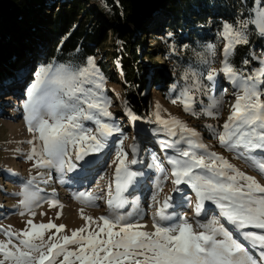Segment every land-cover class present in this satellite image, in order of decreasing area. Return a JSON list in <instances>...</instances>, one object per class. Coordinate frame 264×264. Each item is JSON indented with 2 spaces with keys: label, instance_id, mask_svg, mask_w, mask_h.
<instances>
[{
  "label": "snow or ice",
  "instance_id": "snow-or-ice-1",
  "mask_svg": "<svg viewBox=\"0 0 264 264\" xmlns=\"http://www.w3.org/2000/svg\"><path fill=\"white\" fill-rule=\"evenodd\" d=\"M255 2L259 4V0ZM254 11V18L238 21L236 26L225 22L220 33L227 41L221 71L242 94L237 95L223 132L215 134L221 146L244 156L264 175V158L252 155L256 150L264 152V90H261L264 66L245 75L230 63L236 46L248 43L246 29L249 23L255 24L259 33L264 35V7H256ZM209 48L214 55V46ZM216 75V70L209 67L206 78L213 82V86ZM104 83L105 77L96 67L94 58H89L87 66L82 68L66 65L53 68L49 64L38 69L24 104L29 131L38 133L41 141L40 147L34 146L28 156L29 160H36V168H55L60 172L65 168L75 170L79 165L69 154L70 146L75 161L83 162L86 168L91 163L86 158L103 152L109 138L122 132L109 111L111 102L103 95ZM86 84L93 87H85ZM179 101L186 112L193 111L194 101L188 89L181 91ZM207 114L214 115L212 112ZM128 115L132 120L139 119L130 110ZM85 120L94 122L95 134L92 128L84 126ZM157 121L164 125L169 135H175L176 128H179L190 137H198V133L179 120L166 121L157 113ZM188 143L190 150L180 151L178 156L167 160L175 177L172 183L188 185L194 190L196 216L201 215L204 202L211 201L243 240L249 241L253 249H260L258 257L223 225L209 227L198 223L204 230L196 231L186 217L173 226L161 224L170 218L165 215V209L171 207V197L165 199L163 207L153 216L154 231H145L146 225L131 222V214L120 215L116 210L128 203L124 193L140 175L131 170L128 153L121 147L112 161L115 165V194L110 183L107 204L112 211L109 215L94 220L84 215L81 209L85 226L59 239L57 234L64 231L65 225L52 222L35 224L29 220L28 228L22 232L5 230L8 239L0 240V264H264V232L244 231L250 228L264 230V184L241 172L223 157L207 152L202 143L191 139ZM165 146L173 145L165 142ZM196 149H204V154L198 155ZM241 149L244 151L240 152ZM132 152L135 156L137 149L133 147ZM130 163L136 164L137 161L133 158ZM157 166L161 176H166L164 168ZM35 180V177L28 180L18 194L22 195L21 203L25 207H30L37 198V193L30 190ZM74 198L88 206H95L98 199L91 192L77 193ZM52 204L58 206L55 201ZM93 224L96 228L89 230ZM52 229L56 233L46 239L45 233ZM84 233L86 235H82ZM13 236L17 243H13Z\"/></svg>",
  "mask_w": 264,
  "mask_h": 264
},
{
  "label": "rangeland",
  "instance_id": "rangeland-1",
  "mask_svg": "<svg viewBox=\"0 0 264 264\" xmlns=\"http://www.w3.org/2000/svg\"><path fill=\"white\" fill-rule=\"evenodd\" d=\"M256 7H264V2L259 1V4H255L252 18L255 17L254 9ZM162 13L163 12L158 13L154 20L157 22L160 21L163 18ZM252 25L255 27V31L250 29L249 25L246 29L248 43L250 38L254 40L260 39L262 45H254L251 48V60L248 61L246 68L242 70L245 75L250 74L254 69L264 66V35L259 33L255 24ZM107 36L108 42L115 43L114 47L121 49L120 42L114 38V35H112L110 31ZM165 38L159 37L154 40L153 37L149 36L146 43L153 52H155L157 48H163L167 49L171 54L174 53L179 55L176 48L171 45L168 46L166 41L168 37ZM221 38L225 44L221 47L215 46L214 55L211 49H208V66H204L203 73L180 70L178 67L173 66V64L166 63L165 58L160 55L161 52L154 53V59L152 61L150 60V62L148 59H144V65L152 67L151 69H155L157 65L165 66V76H167V79L165 82H162V80L155 81V78L150 79V77H148L149 86L143 95H149L150 105L148 110L143 114H138L131 108L126 98V90L122 85L110 82L105 78L103 95L111 102L109 111L115 118V122L119 124L122 132L116 133L109 138L108 145L103 152L86 158L87 160L98 158V161L91 168L94 170L93 174L84 177L83 180L77 184L78 187L69 188L65 184V181L69 179L68 174L70 172L67 168H65L64 172H60L53 168L55 169V179H57V183L53 182V184L57 186L59 196L63 191L67 192L70 190L71 192V195L69 194L66 200L63 198L65 202H68L69 205L71 204L73 207L79 206L80 208L90 210L97 214L105 212L108 207L107 198L109 197L108 186L110 183L112 184L113 192H115V165L112 161L115 159L116 152L123 147V150L128 153V162L131 170L140 174L146 171L148 176L145 178L144 185L150 183L147 188L149 189L147 194H142L141 196V194L136 191L134 195L126 196L128 207H132L133 204L131 203L134 197H141L140 204L143 206L144 216L152 217L156 214V209L162 207L159 201L171 197L169 201L171 207L165 209V212H167L169 216L186 217L196 231L204 230L197 226L198 223L209 227L223 225L229 231L233 232L234 238L239 239L244 244L248 242L243 240L240 233L235 231L233 227L228 226L227 221L220 215L219 209L211 201H205V212L201 213L200 216H196V214H194V208L197 201L194 190L188 185H174L172 181L175 177L172 175V166L167 163L168 158L178 156L180 151L190 150L188 140L191 139L205 145L207 152L215 153L223 157L241 172L255 177L261 184H264V175H261L251 166V161H248L236 151L226 150L220 145L215 134L216 132H223V125L228 122V117L231 115L232 106L236 102V97L238 94H242L221 71L224 58L223 50L227 43L222 35ZM37 53L43 52L39 50ZM36 57L37 58H33L29 63L20 64L11 82L5 83V89L0 93V98L5 97V99H0V240L5 241L8 239L5 230L22 232L27 229V222L34 211H42L40 213L45 223H48L50 220V222L56 224V222L60 221L63 217L61 212L56 211V207H52L51 205L44 206L43 197L41 200H38L41 192L36 186H38L40 182V176L43 172L49 171L52 168L38 169L34 166L36 160L28 159L32 148L34 146L39 148L41 141L38 139V133L29 131L26 120L27 112L24 108V104L27 101V90L35 81V73L38 69L41 66H48L47 58L42 57L41 54L39 56L37 54ZM49 64L53 65V68L59 66L58 64ZM120 64L121 63L116 62V66L120 69L118 71L122 73ZM209 67L214 68L217 72L214 86L213 82L208 81L206 78ZM121 80L122 82L124 81L122 77L120 78V81ZM84 86L93 87V85L90 84ZM184 89H188L190 95L193 97L192 112H186L183 104L179 101V94ZM261 90H264V85H261ZM174 99L177 101L176 103L172 102ZM221 100L222 103L217 104V102ZM214 104H217V106L213 107ZM129 110L135 116L139 117V119L132 120L128 115ZM208 112H212L214 115L210 116L207 114ZM157 113H159L161 119L166 121H171L173 119L179 120L189 129L198 133V137H190L179 128H176L175 135H169L164 125L157 121ZM104 119L107 122V118ZM83 123L85 127L93 129V134L96 133V125L94 122L85 120ZM165 142L173 146L166 147ZM133 147L137 149L135 156H133L132 152ZM243 151V149L240 150V152ZM196 152L198 155H203L204 149H196ZM69 154L73 162L79 165L76 169L83 170V164L75 161L71 146ZM252 155L257 158H264V152L260 150H256ZM133 158L136 159V164L130 163ZM207 162L211 163V161ZM157 165L164 168L166 176H161ZM33 177H35L36 180L30 190L37 193V198L31 202L30 207H25L21 203L23 199L22 195L18 194L22 192L27 181ZM137 179L138 176L134 183ZM92 183L95 184L88 190L89 185ZM134 183L128 190L133 187ZM97 184L102 185L104 188L99 193L97 192L98 188H94ZM158 184L160 185L159 188H153L154 185ZM177 187H179V191H176ZM128 190L126 192H128ZM80 192H91L93 196L97 197L98 199L95 200V206H88L77 201L74 197L75 194ZM180 192L183 194L182 198L177 195ZM154 196L155 200L153 199ZM244 231L264 232V230L251 228L245 229ZM54 233H56L55 229L46 232L45 238L47 239L48 236ZM63 235L70 236L71 234H57V239ZM12 240L13 243H17L14 236ZM69 247L75 248L74 245H70ZM257 250L259 251L260 249L257 248ZM256 256L258 257L259 254Z\"/></svg>",
  "mask_w": 264,
  "mask_h": 264
},
{
  "label": "trees",
  "instance_id": "trees-1",
  "mask_svg": "<svg viewBox=\"0 0 264 264\" xmlns=\"http://www.w3.org/2000/svg\"><path fill=\"white\" fill-rule=\"evenodd\" d=\"M255 4V0H0V93L18 66L37 54L47 58L48 65L73 68L86 67L94 58L99 72L122 85L131 108L143 114L150 105L149 95H143L148 77L167 79L165 66L151 69L144 59L150 62L154 53L161 52L166 63L203 73L209 46L225 44L220 35L223 24L236 26L252 18ZM160 12L163 18L157 22L154 18ZM248 25L255 31L252 23ZM109 31L121 49L108 42ZM149 36L168 37V46L179 55L163 48L153 52L146 43ZM261 43L250 38L247 45L236 46L230 63L244 70L251 48Z\"/></svg>",
  "mask_w": 264,
  "mask_h": 264
},
{
  "label": "bare ground",
  "instance_id": "bare-ground-1",
  "mask_svg": "<svg viewBox=\"0 0 264 264\" xmlns=\"http://www.w3.org/2000/svg\"><path fill=\"white\" fill-rule=\"evenodd\" d=\"M0 99H5V97H1ZM89 161H91V163L86 168L84 167V163L81 162L83 164V170L75 169V170L69 172V174H68L69 179L67 181H65V184L67 185V187H69V188L70 187H78L77 184H79L83 180L84 177L89 176L90 174H93L94 170L91 168L97 163L98 158L90 159ZM146 176H148V173L146 171H145V173L138 175V179L134 183L133 187L130 190H128V192L124 193L125 197L127 195H132V194L134 195V193L136 191H138L141 194V196H142V194H147V192L149 191V189H147V188L149 187L150 183L148 185H144ZM40 177H41L40 182L38 183V186H36V188H38V190L41 192L38 200H41L43 197L44 198L43 201L45 203L44 206L51 205L52 207H53L52 202L55 201L58 205L56 207L57 208L56 211L61 212V214L63 215L61 220L56 222V225H61V224L65 225L64 231L59 233V235H62L64 233H70L71 234L73 230H77V229L85 226L86 221H84L80 215L81 209H83L84 215L91 216L94 220H97L100 216L109 215V213L112 211V209H110L108 206L107 209L105 210V212H102V214L101 213L97 214V213H94L90 210L80 208L79 206L73 207L71 204L69 205V203L65 202L64 199L66 200L67 196H69V194L71 195V192H70V190H68L67 192L63 191L59 196L58 191H57V186L53 184V182L57 183V179H55V169H53V168L49 171L43 172ZM84 181H86V180H84ZM96 182H98V181H96ZM101 182H102V180H101ZM94 184L95 183H92L91 185H89L88 190ZM94 188H98V191H97L98 193L104 189L102 187V185H100V184L95 185ZM153 188L157 189L158 187H157V185H154ZM114 194H115V192H113V195ZM177 195L180 198L183 197V194L181 192L178 193ZM108 198H107V200H108ZM140 200H141V197H134V199L131 203V204H133L132 207H130V206L128 207L126 204L123 208L117 209L116 211L120 215L131 214V222H139L141 224L146 225L147 227L145 229H143L145 231H154V229L152 227L153 216L156 215L160 211V209L163 207V203L165 200L159 201V203L162 204V207L157 208L156 214H154L152 217L144 216V212L142 209L143 206L140 204ZM60 206H62V207H60ZM40 212H42V211H37V212L34 211L32 213V215L29 217V220H32V222L35 224L45 223V220L42 217V214ZM204 212L205 211L203 209L202 213H204ZM165 215L170 217L168 220L160 222L161 224H163L165 226H173V225L181 222L182 219L184 218V216L183 217H179V216L171 217L168 215L167 212H165ZM49 222H50V220H49ZM188 222H189V220H188ZM99 223L102 226V221ZM197 226H198V224H197ZM228 226H231L234 228V226L230 225L229 223H228ZM95 228H96V225L93 224V225H91L89 230H94ZM82 235H85V233ZM244 245H245V247H247L249 249V251L252 255L256 256L257 254H259L260 250L258 251L257 248L253 249L251 247V244L249 241L246 242Z\"/></svg>",
  "mask_w": 264,
  "mask_h": 264
},
{
  "label": "water",
  "instance_id": "water-1",
  "mask_svg": "<svg viewBox=\"0 0 264 264\" xmlns=\"http://www.w3.org/2000/svg\"><path fill=\"white\" fill-rule=\"evenodd\" d=\"M158 9V8H157ZM157 9H154L152 12H155V11H157Z\"/></svg>",
  "mask_w": 264,
  "mask_h": 264
}]
</instances>
